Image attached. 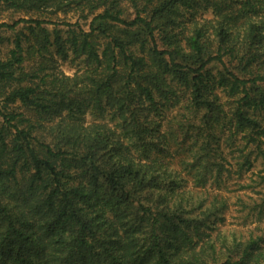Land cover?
<instances>
[{
	"label": "trees",
	"instance_id": "1",
	"mask_svg": "<svg viewBox=\"0 0 264 264\" xmlns=\"http://www.w3.org/2000/svg\"><path fill=\"white\" fill-rule=\"evenodd\" d=\"M1 10L0 264H264V0Z\"/></svg>",
	"mask_w": 264,
	"mask_h": 264
},
{
	"label": "rangeland",
	"instance_id": "2",
	"mask_svg": "<svg viewBox=\"0 0 264 264\" xmlns=\"http://www.w3.org/2000/svg\"><path fill=\"white\" fill-rule=\"evenodd\" d=\"M63 9H65V7ZM63 9H59L56 12L57 14L54 13V12H52L51 10H49L48 12H50V13L52 12L51 13V16L53 17V19L57 20L56 17L59 18L58 21L59 20L62 21V20H66V19H71V21H75L76 20L77 16L74 15L72 11H70L68 14H65V11ZM12 16L18 17L17 14L14 15L12 13V11H9V10H1L0 11V23L5 22V21H9L10 20V17H12ZM14 19H16V18H14ZM1 31H3V30L1 29ZM6 47H7V44H2L3 53L0 54V57H3L5 55ZM61 68L65 72H67L68 74H72L74 72V69L72 68V66L69 63H67V62L62 63ZM88 119L91 120L92 118L89 116ZM230 158H231V156H230ZM232 161H233V159H232ZM261 162H262L261 160L260 161H257L256 164H255V166L250 171H248V172H246L244 174V176H243V180L244 181H248L251 177L256 179V178L259 177V174L260 173L263 174L264 166H263V164H261ZM227 182H228V185L230 187V189H229L230 192H227V193L229 195H232L233 196L232 197V199H233L232 200V203L233 204L231 205L230 210L226 214L227 215V218H226V226H227V228L236 227V228L241 229L242 228L241 225H244V222H241L242 221V219H241L242 212L240 211L241 206L239 204H235L234 203L236 201L235 196L238 195V194L245 195L244 198L245 199H248L249 197L256 196V195L254 193H252V191H250V190H245L246 192H244L242 190H238L237 183L239 181H238L237 176L230 177L227 180ZM249 224L250 223H248V225ZM252 225H254V224H252ZM244 227H246V225ZM244 229L245 228H243V230Z\"/></svg>",
	"mask_w": 264,
	"mask_h": 264
}]
</instances>
